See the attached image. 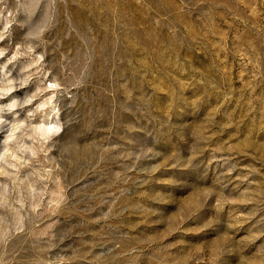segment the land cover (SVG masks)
Masks as SVG:
<instances>
[{
	"label": "rangeland",
	"instance_id": "374dc122",
	"mask_svg": "<svg viewBox=\"0 0 264 264\" xmlns=\"http://www.w3.org/2000/svg\"><path fill=\"white\" fill-rule=\"evenodd\" d=\"M0 264H264V0H0Z\"/></svg>",
	"mask_w": 264,
	"mask_h": 264
}]
</instances>
